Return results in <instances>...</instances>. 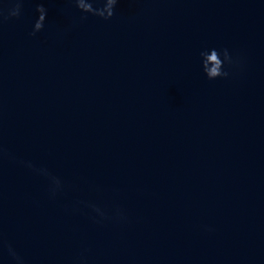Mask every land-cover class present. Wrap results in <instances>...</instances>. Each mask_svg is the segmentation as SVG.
Returning a JSON list of instances; mask_svg holds the SVG:
<instances>
[{"label":"water","instance_id":"obj_1","mask_svg":"<svg viewBox=\"0 0 264 264\" xmlns=\"http://www.w3.org/2000/svg\"><path fill=\"white\" fill-rule=\"evenodd\" d=\"M211 48L239 66L207 79ZM0 149V264L7 245L24 264H264V0H118L108 20L24 0L0 23Z\"/></svg>","mask_w":264,"mask_h":264},{"label":"clouds","instance_id":"obj_2","mask_svg":"<svg viewBox=\"0 0 264 264\" xmlns=\"http://www.w3.org/2000/svg\"><path fill=\"white\" fill-rule=\"evenodd\" d=\"M70 2L73 3L77 8V10H79L81 13L89 14L104 20H108L114 15V8L115 5L118 3V0H70ZM97 2L101 3L102 6L94 7V3ZM23 4H24V0H12V7L7 10L6 15L4 10L0 9V23L8 19L19 18L22 12ZM35 12L37 13V17L32 26V32L30 33V35H35L43 28L47 16V9L43 6L42 3L37 4L35 8ZM84 18L86 17L84 16L81 17V19ZM199 56L201 62V70L206 76V78L209 80H213L218 77L222 78L228 76V72L222 70L225 65L230 67H235V66H239L240 64L239 57L230 56L226 49L223 50H217L215 48L207 49L201 51L199 53ZM209 64L211 65V67H209ZM0 153H2V149H0ZM22 163H25V166L28 168L33 167L30 162H22ZM34 170L38 171L43 175H49L46 169H34ZM49 179H50V191L52 192V194H55V192L61 190L62 184L58 178L49 176ZM87 206L90 207L92 211L96 213V215L101 219L110 218L107 217L105 212L97 205L88 204ZM111 218H115L119 221H125L127 219V217L120 209H117L114 217ZM4 246H5L4 241L0 239V247H4ZM6 247L9 257H11V259L15 262V264H24L23 257L18 255L16 251L11 247V245H7ZM80 264H84L83 254L80 257Z\"/></svg>","mask_w":264,"mask_h":264}]
</instances>
